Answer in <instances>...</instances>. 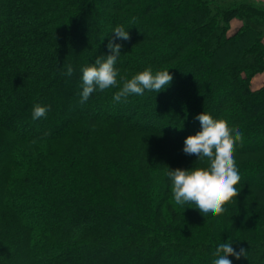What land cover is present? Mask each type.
<instances>
[{
    "label": "trees",
    "instance_id": "1",
    "mask_svg": "<svg viewBox=\"0 0 264 264\" xmlns=\"http://www.w3.org/2000/svg\"><path fill=\"white\" fill-rule=\"evenodd\" d=\"M263 19L251 0H0V264H264Z\"/></svg>",
    "mask_w": 264,
    "mask_h": 264
},
{
    "label": "rangeland",
    "instance_id": "2",
    "mask_svg": "<svg viewBox=\"0 0 264 264\" xmlns=\"http://www.w3.org/2000/svg\"><path fill=\"white\" fill-rule=\"evenodd\" d=\"M251 1H257L259 3H261L262 5H264V0H251ZM240 20V19H239ZM260 28L262 29V31L264 32V19L261 21V24H260ZM262 32V33H263ZM189 102H192L189 101ZM225 119H228L229 118V115L224 117ZM225 119H223L225 121ZM141 141V135H137V136H132V141L130 142V145L128 147V151H130L131 153L132 152H136L137 154H139L138 152V149H137V146H138V143ZM162 148L159 147L158 145L156 144H152L151 147H150V151H151V157H150V163H152V166H151V172H152V186H153V190H152V199L154 201H156V198L157 196L159 195L160 196V181H159V178L157 177V173L159 172V168L161 167V164H160V161L159 158V154H160V150ZM149 160V159H148ZM187 185V183L185 184ZM173 196H176L175 194H172ZM186 197V196H185ZM183 198V197H182ZM212 209V208H211ZM238 231V230H237ZM238 233V232H237Z\"/></svg>",
    "mask_w": 264,
    "mask_h": 264
},
{
    "label": "crops",
    "instance_id": "3",
    "mask_svg": "<svg viewBox=\"0 0 264 264\" xmlns=\"http://www.w3.org/2000/svg\"><path fill=\"white\" fill-rule=\"evenodd\" d=\"M242 22L238 18L232 19L230 23L229 33H234L240 26ZM264 37V32H263ZM250 86L252 89H260L264 86V69L262 71L257 72L250 81Z\"/></svg>",
    "mask_w": 264,
    "mask_h": 264
}]
</instances>
